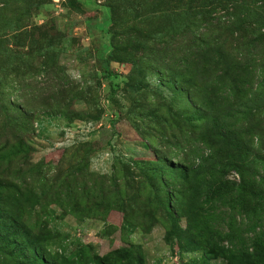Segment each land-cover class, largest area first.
<instances>
[{
	"label": "rangeland",
	"instance_id": "1",
	"mask_svg": "<svg viewBox=\"0 0 264 264\" xmlns=\"http://www.w3.org/2000/svg\"><path fill=\"white\" fill-rule=\"evenodd\" d=\"M0 264H264V0H0Z\"/></svg>",
	"mask_w": 264,
	"mask_h": 264
},
{
	"label": "trees",
	"instance_id": "2",
	"mask_svg": "<svg viewBox=\"0 0 264 264\" xmlns=\"http://www.w3.org/2000/svg\"><path fill=\"white\" fill-rule=\"evenodd\" d=\"M230 235L234 237L233 233H231ZM230 251H232V250H230ZM221 252L224 254H227V252H228L227 248H223V250Z\"/></svg>",
	"mask_w": 264,
	"mask_h": 264
}]
</instances>
